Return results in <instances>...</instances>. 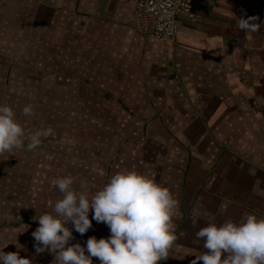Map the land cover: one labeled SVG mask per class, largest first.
Returning a JSON list of instances; mask_svg holds the SVG:
<instances>
[{"label": "crops", "instance_id": "obj_1", "mask_svg": "<svg viewBox=\"0 0 264 264\" xmlns=\"http://www.w3.org/2000/svg\"><path fill=\"white\" fill-rule=\"evenodd\" d=\"M250 15L256 32L237 27ZM176 30L175 41L159 40L153 19L128 0H0V104L26 133L53 129L43 146L27 150L25 140L0 154L3 251L20 244L33 264H55L52 253H35L32 217L49 210L40 182L72 176L65 164L86 183L144 168L178 207L189 200L182 215H204L205 201L224 220L264 218V0H193ZM36 102L64 106L46 113Z\"/></svg>", "mask_w": 264, "mask_h": 264}, {"label": "clouds", "instance_id": "obj_2", "mask_svg": "<svg viewBox=\"0 0 264 264\" xmlns=\"http://www.w3.org/2000/svg\"><path fill=\"white\" fill-rule=\"evenodd\" d=\"M256 21L255 15L236 18L237 27L248 32L258 30ZM21 111L25 116L33 115L30 104ZM52 132L51 127H42L26 133L15 119L13 108L0 104V154L24 147L25 140L27 150L35 149L41 138ZM51 183L60 197L49 205V210L32 217L37 222L31 232L36 254L52 253L55 264H93V257L98 264H161L169 258L177 239L174 218L178 201L154 177L132 168H119L95 190L83 180L74 186L71 175L57 176ZM199 219L206 223L194 237L196 241L202 238L206 251L187 254L193 257L188 264H264V218L246 213L238 220L228 218L217 223L215 215L204 218L198 212L191 214L193 226ZM93 220L108 227L107 237L92 235L83 245L78 241L69 243L73 230L84 235ZM6 246L0 248V264H33L29 256L19 254L22 245L8 252L3 251Z\"/></svg>", "mask_w": 264, "mask_h": 264}, {"label": "rangeland", "instance_id": "obj_3", "mask_svg": "<svg viewBox=\"0 0 264 264\" xmlns=\"http://www.w3.org/2000/svg\"><path fill=\"white\" fill-rule=\"evenodd\" d=\"M46 88L47 87H41V90L42 92H45L46 91ZM34 105H37L39 110L43 111V112H48V107H50L51 109L55 110L56 112H58L57 110L59 111H62V106H64L63 103L59 104V105H54V104H46V102L42 103V102H36V103H33ZM61 115V114H60ZM61 122V120H60ZM41 124H44V123H41ZM62 128V124L60 125ZM72 127V125H71ZM77 130V128H76ZM90 137H94L93 135L90 136ZM46 139V137H44ZM92 138H89V139H92ZM40 146H43V144H40ZM90 151V155L88 156V161L89 162H92V154H93V151ZM68 167L66 168V171L68 170H72L73 173H72V177L74 178L73 174L74 173H77L76 171V167L75 166H72V167H69L68 164H65V167ZM142 169L144 168H141V170H137L138 172H142ZM89 170V169H88ZM149 170L151 171V169L149 168ZM91 172V170H90ZM79 175V173H78ZM78 175L76 174L74 180L75 181V184L74 186H78L79 184V181H78ZM55 178V177H54ZM45 179H48L47 177H45ZM94 179H92L91 181H93ZM52 178H49V182L46 183V181L44 180L43 183L40 182V189L42 187V190H41V195H40V198H39V205H40V208H46V207H49L48 205H50L52 202H54L56 200V198L60 197V193H54V196H52L53 194H49L50 196H46L48 193L47 191L45 192L44 189H46V187L48 186L49 188H51L52 183ZM91 181H87V184L89 185V187L93 190L101 187L104 183L103 182H96V183H92ZM42 183V184H41ZM57 190V189H56ZM58 191V190H57ZM45 192V193H44ZM174 194V193H173ZM179 201V200H178ZM182 203V206L180 207H177V215L176 217L174 218V228L176 226L177 223H180L181 224V231H180V235L177 236V239L173 242V245L172 247L170 248L169 250V258L166 260V261H162L161 264H182V263H179L178 260H176V258H180V257H184L186 256L187 254H191V253H195V254H199L200 252H203V251H206V249H203L202 247V238L200 241H194V242H199L198 245L196 246H193L191 245L192 242H191V234H193V238L194 237V234L195 232H191L190 231V228L191 227H201L203 226L206 221L204 219H199L197 221V224L195 226L192 225L191 223V214H187V215H182V212L184 213V210L187 208L188 204H189V200H181L180 204ZM197 203V200L194 202L193 206ZM201 203H203V207L205 206L204 210L206 211L203 214L200 213V215L204 218H207L213 214H211L212 212H210V214L208 215L207 212L208 210L210 211V207H212L211 205H209L208 203H206L205 201H202ZM221 207V206H219ZM219 209V208H218ZM219 212V213H218ZM215 215V218H216V221L217 223L219 222H222L224 220V215L222 213V211H218ZM181 213V214H180ZM89 218L91 220V209L89 211ZM199 224V225H198ZM96 236L97 238H100V237H107L109 235V230H108V227L104 224V223H97L96 221H92V226L87 230V232L84 234V235H80L79 233L75 232L73 230V239L72 241L74 242H80L81 245L84 244V242L86 241V239L88 238V236ZM191 245V246H190ZM185 258H187V262H184V264H188V261L191 260L193 257L191 255H188L186 256ZM184 258V259H185ZM222 258H223V254H222ZM92 261H93V264H98V261L95 257L92 258ZM197 264H202V262L199 261V263Z\"/></svg>", "mask_w": 264, "mask_h": 264}, {"label": "built area", "instance_id": "obj_4", "mask_svg": "<svg viewBox=\"0 0 264 264\" xmlns=\"http://www.w3.org/2000/svg\"><path fill=\"white\" fill-rule=\"evenodd\" d=\"M137 11L153 19V34L163 42L176 38V20L181 12L192 9L193 0H128ZM238 6L252 5L254 0H235Z\"/></svg>", "mask_w": 264, "mask_h": 264}]
</instances>
